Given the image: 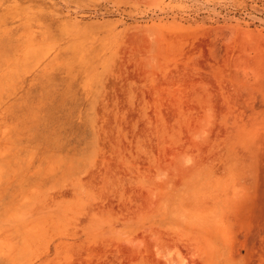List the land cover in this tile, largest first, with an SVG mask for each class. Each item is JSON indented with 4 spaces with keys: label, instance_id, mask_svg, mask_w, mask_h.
I'll use <instances>...</instances> for the list:
<instances>
[{
    "label": "rangeland",
    "instance_id": "rangeland-1",
    "mask_svg": "<svg viewBox=\"0 0 264 264\" xmlns=\"http://www.w3.org/2000/svg\"><path fill=\"white\" fill-rule=\"evenodd\" d=\"M0 264H264V0H0Z\"/></svg>",
    "mask_w": 264,
    "mask_h": 264
}]
</instances>
